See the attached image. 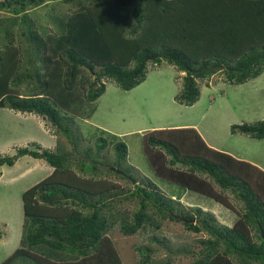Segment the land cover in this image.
I'll list each match as a JSON object with an SVG mask.
<instances>
[{
  "label": "trees",
  "instance_id": "1",
  "mask_svg": "<svg viewBox=\"0 0 264 264\" xmlns=\"http://www.w3.org/2000/svg\"><path fill=\"white\" fill-rule=\"evenodd\" d=\"M54 1L75 9L59 12V20L47 19L54 30L46 34L48 29L37 25L39 17L33 20L29 12L48 7L53 12L47 3ZM0 11L10 15L0 20V108L41 118L74 146L66 152L61 144L55 151L34 144L0 158V166L12 167L28 156L53 169L22 194L19 246L0 264H123L109 232L118 227L123 236H132L144 226L159 230L165 220L207 235L198 240L196 253L176 251L190 255L193 264H264L262 168L209 147L193 127L142 136L152 176L178 188L175 199L189 191L233 211L237 219L225 227L200 208L182 207L150 176L138 177L134 167H126L128 149L118 136L100 130L110 141L99 138L90 148L72 130L93 118L104 80L131 91L145 81L149 63L163 60L184 73L176 100L189 107L200 96L197 80L212 74L203 69L222 67L225 81L236 85L261 76L264 0H2ZM230 130L264 140V120ZM80 143L84 150H78ZM90 158L101 160L108 175L128 181L131 188L103 181L102 170L96 174L86 163ZM226 192L238 201V209ZM123 202L134 203L135 210L123 211ZM152 241L165 245V240ZM137 251L140 264H149L155 252Z\"/></svg>",
  "mask_w": 264,
  "mask_h": 264
},
{
  "label": "rangeland",
  "instance_id": "2",
  "mask_svg": "<svg viewBox=\"0 0 264 264\" xmlns=\"http://www.w3.org/2000/svg\"><path fill=\"white\" fill-rule=\"evenodd\" d=\"M47 4L54 6L52 11L55 15L49 7L38 9V13L36 10L29 12L31 19L36 20L35 16L39 17L37 25L48 29L46 34L54 30L53 24L48 22L49 19L59 20L62 18L59 12L66 14L68 9H75L72 4L62 1ZM9 17V14L0 11V20ZM19 32L15 27L16 45H19ZM40 32L43 33L42 30ZM0 37H3L2 30ZM211 73L209 77L197 80L200 96L190 107L176 100L183 87L184 73L177 72L163 60L158 65L149 63L145 81L131 91H122L113 82L104 80L105 93L99 99L93 118L84 123L78 122V129L73 127L72 130L77 136L80 133L84 138V145L90 148H94L95 141L99 138L104 137L110 141L109 135L102 134L100 130L118 136L128 149L125 166L134 167L138 177L150 176L164 195L174 196L172 199L178 200L182 207L200 208L211 214L218 224L231 227L237 215L212 199L196 193H187L184 196L185 191L180 193L179 199H175L179 189L168 183H161L152 176L142 151L141 138L151 130L193 127L209 147L253 163L264 170V140H254L240 133L233 135L230 130L234 125L254 124L264 120V72L258 78L240 85L227 83L222 70ZM34 144L41 149L53 151L61 144L66 152H71L74 147L65 137L56 135L55 129L41 118L0 108V158L12 157L18 149L32 148ZM79 149H85L82 143L78 146ZM72 156L80 158L77 153ZM86 163L96 168V174L102 170L101 174L105 178L103 181L109 179L124 189L131 188L128 181L108 175V166L101 160L98 161V158H90ZM51 172V167L45 161L28 156L17 159L12 167L0 166V262L19 246L24 221L22 194ZM75 173L89 178L76 169ZM216 189L220 190L218 187ZM225 194L229 202L238 209V201L228 192ZM125 203L127 202H123V205ZM121 209L128 212L130 209L135 210V204H125ZM109 236L123 264H140L142 256L138 249L155 251L149 255V264H165L167 260L171 264H193L194 259L190 255L176 251L196 253L200 247L198 240L207 238L205 233L188 232L182 223L168 220L162 221L159 230L144 226L132 236H123L118 227H115L109 232ZM152 238L165 240V245L153 242Z\"/></svg>",
  "mask_w": 264,
  "mask_h": 264
},
{
  "label": "water",
  "instance_id": "3",
  "mask_svg": "<svg viewBox=\"0 0 264 264\" xmlns=\"http://www.w3.org/2000/svg\"><path fill=\"white\" fill-rule=\"evenodd\" d=\"M157 57H158V55L154 56V57H151V59L153 60V59H155ZM219 69H220V67H212V68L204 69L203 72H214V71H217ZM117 172L121 173L120 171H117Z\"/></svg>",
  "mask_w": 264,
  "mask_h": 264
},
{
  "label": "crops",
  "instance_id": "4",
  "mask_svg": "<svg viewBox=\"0 0 264 264\" xmlns=\"http://www.w3.org/2000/svg\"><path fill=\"white\" fill-rule=\"evenodd\" d=\"M52 169V168H51ZM53 171V169H52ZM186 193L184 194V196L187 194V193H193V192H189V191H185ZM182 199H183V196H182Z\"/></svg>",
  "mask_w": 264,
  "mask_h": 264
},
{
  "label": "clouds",
  "instance_id": "5",
  "mask_svg": "<svg viewBox=\"0 0 264 264\" xmlns=\"http://www.w3.org/2000/svg\"><path fill=\"white\" fill-rule=\"evenodd\" d=\"M212 68V67H211ZM222 70V67H220L219 71ZM215 72V71H214ZM28 114V113H27ZM33 115V114H32ZM35 116V115H34ZM220 205V204H219Z\"/></svg>",
  "mask_w": 264,
  "mask_h": 264
}]
</instances>
